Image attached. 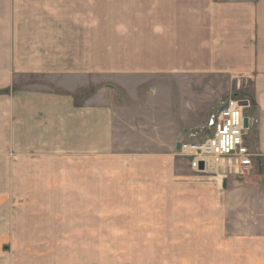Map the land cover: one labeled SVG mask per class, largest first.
<instances>
[{
  "label": "crops",
  "instance_id": "crops-1",
  "mask_svg": "<svg viewBox=\"0 0 264 264\" xmlns=\"http://www.w3.org/2000/svg\"><path fill=\"white\" fill-rule=\"evenodd\" d=\"M96 1L0 0V87L16 77L66 74L65 60L81 62V56L65 57L62 48L83 43L75 41L76 35L81 39V29L97 27ZM114 8L122 15L106 22L105 74L127 75L131 84L160 71L174 80L219 71L235 75L241 70L250 77L253 106L243 114L247 127L244 142L253 154V164L241 178L226 175L222 168L213 177L216 181H210L191 170L190 157L176 146L199 141L201 138L190 140L193 137L188 135L202 128L205 119L199 123L193 115L178 114L171 104L165 105L157 91L168 90L167 86L152 90V99L159 105L149 116L146 112L138 114L148 121L143 129L138 128L139 141H148L137 143L140 152L135 155L147 157L148 174L169 179H163L162 184L169 190L176 187L171 180L178 177L190 182L176 184L196 190L203 184L205 189L211 186L213 190L222 185L229 199L223 196L217 200L216 217L218 221L224 219L225 231L232 229L231 234L224 231L223 235L225 241H231L233 264H264V0L216 4L210 0H120ZM81 17L86 21H80ZM120 30L125 33H117ZM94 39L88 41V63L73 68L76 75L89 77L97 73L96 56L90 53ZM48 46L57 47L60 54L50 52ZM186 80L193 85L191 78ZM223 97H213L208 112ZM122 113L123 109L116 112L109 101L97 104L91 97L75 104L64 90L56 93L20 87L0 95V190L7 189L10 204L17 205L18 200L13 202L17 197L34 204L33 199L39 195L44 198L50 187L64 188L68 175L78 181L79 189L82 185L89 187L91 180L87 178L95 177L100 167L96 160H106L105 156L122 147ZM151 141L155 146L149 145ZM194 179L203 181L192 182ZM211 196L215 200V192ZM207 203L214 205L209 200ZM54 219L43 213L13 212L5 218L0 215V238H4L0 242V264H7V251H3L17 253L18 249L12 250L18 246L24 247L20 252H48L45 242L39 246L41 249L33 250V237L58 236V229L54 234L43 232L49 230L48 222ZM16 237H20L19 242H13Z\"/></svg>",
  "mask_w": 264,
  "mask_h": 264
},
{
  "label": "rangeland",
  "instance_id": "rangeland-1",
  "mask_svg": "<svg viewBox=\"0 0 264 264\" xmlns=\"http://www.w3.org/2000/svg\"><path fill=\"white\" fill-rule=\"evenodd\" d=\"M119 1L97 0V27L81 29L83 33L81 39L76 35L75 41L80 40L83 43L74 45L71 41V44L64 45L62 50L65 57L70 59L74 55L81 56V62L72 60L63 62L66 74L55 72L51 76L46 74L16 77V80L12 78V83L0 87V95H8L12 90L20 87H34L56 93H63L64 90L72 95L75 104L78 105L83 104L90 97L97 104L109 101L116 112L123 109L120 126L124 132L122 147L116 149L113 154L105 156L106 160H96V164L100 167L95 177L87 178L91 180L89 187L82 185L79 189L78 181L72 179V175H68L64 188L50 187L46 190L48 196L45 194L42 196L44 198H41L39 195V198L33 199L36 202L34 204H28L19 197L13 198V202L18 200L17 205L10 204L7 189L0 190L2 218L13 212L43 213L55 218L54 221L48 222L49 230L43 232L54 234L56 229L59 230L58 236L33 237L36 241L33 250L41 249L42 247L39 246L45 242L49 245L48 252H20L24 247L22 249L17 245L18 248L12 250L18 249L17 253L3 251H7V254L4 253L8 256L6 262L7 264H233L231 241H225L223 235L224 219L218 221L216 217L217 200H222L223 196L227 200L228 197L227 193L224 195L222 185H218V188L213 190L211 186L205 189L203 184L196 190L191 189L189 185L176 184L190 180L178 177L175 181L171 178L172 185L176 187L169 190L165 186V189L162 186L163 179H169L148 174L150 168L145 162L147 157L135 155L140 152L137 143L148 141L147 139L139 141L138 128L143 129V125H148V121L139 118L138 114L146 112L149 116L151 110L159 105L155 102V98L152 99V90L160 86H167L169 89V86H172L171 98L168 95L169 89L159 88L160 90L157 91L165 105L171 104L178 114L193 115V119L198 120L199 123L204 119L206 121L207 114L213 109L212 106L208 112L213 97L235 96L243 104L244 113L253 106L251 79L245 77L242 70L235 75L219 71V74L186 75L177 77L176 80L165 71H160L155 75L144 76L136 84H131L129 81L131 78L127 75L114 74L111 77L105 74L103 70V65L106 63L105 34L108 32L105 26L106 22L114 21L116 15L119 17L122 15L114 11ZM210 1L216 4L228 0ZM130 13L133 19L134 14L129 11L128 15ZM79 20L86 21L82 17ZM121 32L125 33L123 30L117 33ZM89 34L91 39H88ZM94 36L90 53L96 56L97 73L89 77L76 75L78 72L73 68L88 63L85 53L88 49V41L92 42ZM56 48L48 46L50 52H56ZM155 68L157 70V66ZM213 71L217 72V69L214 68ZM189 78L193 80V85L191 80H186ZM192 132L198 134L192 138L190 136ZM209 132L200 128L190 131L188 136L192 138L190 140H199ZM149 145L153 147L155 143L151 141ZM178 158L184 161L182 156ZM198 174L210 181H216L213 177L218 175ZM57 181L56 179L55 184ZM194 181L203 180H192ZM214 192L215 200L212 199L214 195L211 196ZM208 200L209 204L212 202L214 205L208 206ZM231 230L229 228L225 232L231 234ZM3 239L0 238V242ZM12 240L19 242L20 237Z\"/></svg>",
  "mask_w": 264,
  "mask_h": 264
},
{
  "label": "built area",
  "instance_id": "built-area-1",
  "mask_svg": "<svg viewBox=\"0 0 264 264\" xmlns=\"http://www.w3.org/2000/svg\"><path fill=\"white\" fill-rule=\"evenodd\" d=\"M241 101L227 95L220 99L209 113L204 131H210L199 141L182 142L179 152L190 157L191 170L198 173L218 174L223 168L226 175H244L253 164V154L244 142L245 116ZM198 132L190 133L195 137ZM202 163V168H200Z\"/></svg>",
  "mask_w": 264,
  "mask_h": 264
},
{
  "label": "water",
  "instance_id": "water-1",
  "mask_svg": "<svg viewBox=\"0 0 264 264\" xmlns=\"http://www.w3.org/2000/svg\"><path fill=\"white\" fill-rule=\"evenodd\" d=\"M179 146H180V144L178 143L177 146H176L177 149H179ZM200 168H202V163H200Z\"/></svg>",
  "mask_w": 264,
  "mask_h": 264
}]
</instances>
